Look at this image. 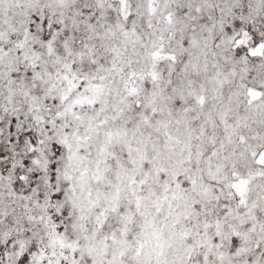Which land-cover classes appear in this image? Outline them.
I'll list each match as a JSON object with an SVG mask.
<instances>
[{
    "label": "snow or ice",
    "instance_id": "snow-or-ice-1",
    "mask_svg": "<svg viewBox=\"0 0 264 264\" xmlns=\"http://www.w3.org/2000/svg\"><path fill=\"white\" fill-rule=\"evenodd\" d=\"M0 264H264V0H0Z\"/></svg>",
    "mask_w": 264,
    "mask_h": 264
}]
</instances>
